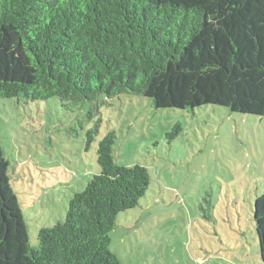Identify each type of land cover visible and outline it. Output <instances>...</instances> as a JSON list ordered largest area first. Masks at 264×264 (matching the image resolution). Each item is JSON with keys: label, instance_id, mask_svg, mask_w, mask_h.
Listing matches in <instances>:
<instances>
[{"label": "trees", "instance_id": "obj_1", "mask_svg": "<svg viewBox=\"0 0 264 264\" xmlns=\"http://www.w3.org/2000/svg\"><path fill=\"white\" fill-rule=\"evenodd\" d=\"M125 93L157 109L217 105L263 118L264 0H0V114L4 99L77 104ZM115 139L99 142L100 173L37 246L0 143V264L11 249L31 264H120L110 234L151 175L117 164ZM254 221L264 264V193Z\"/></svg>", "mask_w": 264, "mask_h": 264}, {"label": "rangeland", "instance_id": "obj_2", "mask_svg": "<svg viewBox=\"0 0 264 264\" xmlns=\"http://www.w3.org/2000/svg\"><path fill=\"white\" fill-rule=\"evenodd\" d=\"M112 132L117 164L151 175L145 198L110 234L120 264H263L254 204L264 193V117L217 105L157 109L127 93L77 104L2 100L0 143L31 246L100 173L99 142ZM3 264L31 263L11 249Z\"/></svg>", "mask_w": 264, "mask_h": 264}]
</instances>
